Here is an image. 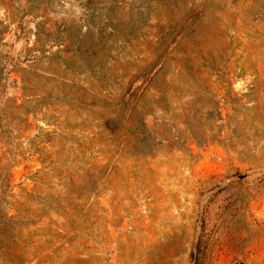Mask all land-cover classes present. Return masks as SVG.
Wrapping results in <instances>:
<instances>
[{
  "label": "rangeland",
  "instance_id": "rangeland-1",
  "mask_svg": "<svg viewBox=\"0 0 264 264\" xmlns=\"http://www.w3.org/2000/svg\"><path fill=\"white\" fill-rule=\"evenodd\" d=\"M0 264H264V0H0Z\"/></svg>",
  "mask_w": 264,
  "mask_h": 264
},
{
  "label": "trees",
  "instance_id": "trees-1",
  "mask_svg": "<svg viewBox=\"0 0 264 264\" xmlns=\"http://www.w3.org/2000/svg\"><path fill=\"white\" fill-rule=\"evenodd\" d=\"M197 60L201 61L202 63L199 65V68H205L206 67V61L203 59V57H197ZM149 77H146L148 79ZM135 81V78H134ZM132 81V83L134 82ZM144 82H147L144 80ZM131 83V84H132ZM130 84V85H131ZM145 89V88H144ZM141 86L134 88L128 98L125 100L124 103H126L129 107V119L131 120V126L137 127L141 124V113L139 112L140 106L138 105L140 103V98L138 96V91H141ZM144 91V90H143ZM138 134V133H137Z\"/></svg>",
  "mask_w": 264,
  "mask_h": 264
},
{
  "label": "water",
  "instance_id": "water-1",
  "mask_svg": "<svg viewBox=\"0 0 264 264\" xmlns=\"http://www.w3.org/2000/svg\"><path fill=\"white\" fill-rule=\"evenodd\" d=\"M192 261H194V256H192Z\"/></svg>",
  "mask_w": 264,
  "mask_h": 264
}]
</instances>
